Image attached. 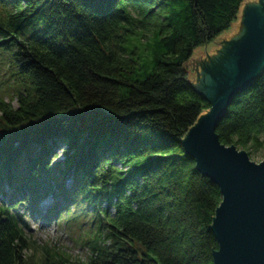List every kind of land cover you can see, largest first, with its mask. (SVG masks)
<instances>
[{"label":"trees","instance_id":"1","mask_svg":"<svg viewBox=\"0 0 264 264\" xmlns=\"http://www.w3.org/2000/svg\"><path fill=\"white\" fill-rule=\"evenodd\" d=\"M245 1L0 0L11 83L8 102L0 94V193L7 184L35 196L37 179L51 181L63 203L46 217L65 213L90 232L86 260H72L36 242L10 196L0 201V264H213L221 195L181 144L209 105L186 65ZM216 134L249 158L264 150V73Z\"/></svg>","mask_w":264,"mask_h":264},{"label":"water","instance_id":"2","mask_svg":"<svg viewBox=\"0 0 264 264\" xmlns=\"http://www.w3.org/2000/svg\"><path fill=\"white\" fill-rule=\"evenodd\" d=\"M191 61V87L209 109L181 144L221 195L209 227L217 243L213 264H264V159L251 161L245 150L221 144L216 134L232 101L264 73V0L245 1L234 32Z\"/></svg>","mask_w":264,"mask_h":264},{"label":"rangeland","instance_id":"3","mask_svg":"<svg viewBox=\"0 0 264 264\" xmlns=\"http://www.w3.org/2000/svg\"><path fill=\"white\" fill-rule=\"evenodd\" d=\"M237 23L238 21L231 29L223 33L214 43H210L207 47H199L196 49L193 52L192 58L198 57L201 59L204 56L205 48L207 53H211L222 38H228L232 32H234ZM186 67L189 68L191 79H193L195 75L193 62L190 61ZM0 71V94L5 96L4 102H8L7 92L8 86L11 83L6 71V64L3 68H1L0 64ZM12 104L13 106H16L15 101ZM62 149H64L63 145H60L57 148L56 156L50 161L51 166L63 158L61 153ZM250 159L255 163H259L264 159V150L258 152ZM55 176H57V174ZM69 183L70 182L67 180L65 186L69 187ZM2 190V194L0 193V201L7 202L10 196L17 195L19 197L21 205L17 208L18 212L26 214L25 221L28 228L27 231L38 244L46 245L56 251H65L71 256L72 260H78L81 262L86 260L88 251L81 245V237L87 238V236H90V232H88L86 225L82 224L80 228H76L70 223V218H68L65 213H63L62 216L53 217L51 219L46 217L49 215L50 210L55 205L56 201H61L60 204L63 203L62 198L58 194V189H55V185L51 181L49 182V185H47L46 180L42 178L37 179L38 192L35 196H33L32 192L26 189L21 194L15 187H11L7 184L2 185Z\"/></svg>","mask_w":264,"mask_h":264}]
</instances>
